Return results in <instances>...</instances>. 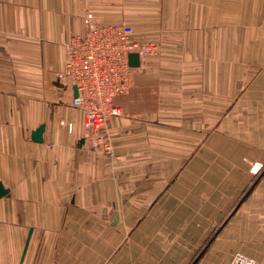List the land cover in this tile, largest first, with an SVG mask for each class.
Instances as JSON below:
<instances>
[{"label":"crops","instance_id":"crops-1","mask_svg":"<svg viewBox=\"0 0 264 264\" xmlns=\"http://www.w3.org/2000/svg\"><path fill=\"white\" fill-rule=\"evenodd\" d=\"M87 11L161 46L114 98L118 160L58 77ZM0 181V264H190L204 247L196 264H264V0H0Z\"/></svg>","mask_w":264,"mask_h":264},{"label":"built area","instance_id":"built-area-1","mask_svg":"<svg viewBox=\"0 0 264 264\" xmlns=\"http://www.w3.org/2000/svg\"><path fill=\"white\" fill-rule=\"evenodd\" d=\"M94 18L93 11L84 14L85 28L70 38L65 68L58 77L70 79L77 87L72 105L84 111L85 139L94 149L116 159L110 121L121 113L114 98L128 93L133 85L135 67L129 54L138 53L142 60L159 54L161 46L135 37L128 22L99 23ZM68 127L72 131L73 124ZM233 264L259 263L237 253Z\"/></svg>","mask_w":264,"mask_h":264},{"label":"rangeland","instance_id":"rangeland-1","mask_svg":"<svg viewBox=\"0 0 264 264\" xmlns=\"http://www.w3.org/2000/svg\"><path fill=\"white\" fill-rule=\"evenodd\" d=\"M113 147H114V143H113ZM114 153H115V156H116V159L118 160V157L119 156H117V154H116V152H115V148H114ZM260 177H262V175L260 176ZM259 177V178H260ZM262 178H260V180H261ZM256 180H257V182H256ZM260 180H258V176L255 178V179H253V182L251 183V184H249L248 186H247V189L245 190V192L243 193V194H241L240 195V197L238 198V200L236 201V203H235V205L230 209V210H228V211H226V213L224 214V216L222 217V219H221V221L219 222V224L216 226V230L211 234V236L207 239V240H209V242L210 241H214L215 240V238H216V236L220 233V231H222L224 228H225V225L227 224V222L229 221V219L232 217V214H234L236 211H237V209H238V207H240V205L242 204V202L243 201H245V199H246V197H247V195H248V190L250 189V187H251V185L253 184V183H259L260 182ZM247 192V193H246ZM240 203V205H238ZM253 214V216H258V215H255L254 213H259V211H251ZM259 217H261V216H258L257 218H259ZM243 230H247V226L246 227H243ZM208 242V244H210ZM206 244V243H205ZM205 247L204 248H202V249H200L199 251H198V253L195 255V257L193 258V261L190 263V264H196V262L203 256V254H204V252H205ZM236 254V253H235ZM234 258H235V256L233 257V262H234ZM253 259V258H252ZM255 260V259H254ZM256 261V260H255ZM232 262V263H233ZM257 262V261H256ZM257 263H259V262H257ZM259 264H261V263H259Z\"/></svg>","mask_w":264,"mask_h":264},{"label":"water","instance_id":"water-1","mask_svg":"<svg viewBox=\"0 0 264 264\" xmlns=\"http://www.w3.org/2000/svg\"><path fill=\"white\" fill-rule=\"evenodd\" d=\"M129 62L133 67H139L141 65V59L138 53H130L129 54ZM74 95H77V87L73 86ZM45 130V124L39 125L32 132V139L37 142L43 141V132ZM85 141L84 138L80 139V144H83ZM257 182V181H256ZM8 193V189L4 186L3 182L0 181V198Z\"/></svg>","mask_w":264,"mask_h":264}]
</instances>
